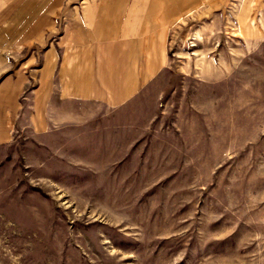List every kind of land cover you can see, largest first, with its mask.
I'll list each match as a JSON object with an SVG mask.
<instances>
[{"label": "rangeland", "instance_id": "obj_1", "mask_svg": "<svg viewBox=\"0 0 264 264\" xmlns=\"http://www.w3.org/2000/svg\"><path fill=\"white\" fill-rule=\"evenodd\" d=\"M80 10L128 13L135 94L37 133L25 82L0 143V264H264V0H0V78Z\"/></svg>", "mask_w": 264, "mask_h": 264}, {"label": "crops", "instance_id": "obj_2", "mask_svg": "<svg viewBox=\"0 0 264 264\" xmlns=\"http://www.w3.org/2000/svg\"><path fill=\"white\" fill-rule=\"evenodd\" d=\"M67 11L71 14L72 10ZM80 11L85 17L78 18V23L69 22L77 29L49 42L38 62L32 56L31 72L22 67L0 78V143L10 138L9 128L20 108L17 97L29 78V121L37 133L82 121L89 104L117 106L135 94L136 80L140 78L132 65L135 54L129 49V40L121 38L126 29H120L128 13ZM39 25V19L32 20L33 31ZM85 26L91 29L85 30ZM7 60L0 55V72L9 70Z\"/></svg>", "mask_w": 264, "mask_h": 264}]
</instances>
